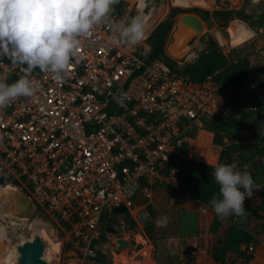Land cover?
<instances>
[{"label": "built area", "instance_id": "obj_1", "mask_svg": "<svg viewBox=\"0 0 264 264\" xmlns=\"http://www.w3.org/2000/svg\"><path fill=\"white\" fill-rule=\"evenodd\" d=\"M169 2L117 0L109 19L80 38L61 79L34 69L35 93L0 107L6 185L62 227L66 245L59 264H96L105 217L115 213L128 214L137 227L125 234L129 252L115 243L121 256L113 263L154 264L140 214L148 213L159 192L180 189L179 175L191 162L215 167L232 142H218L210 128L228 113L212 78L197 83L181 67L149 60L148 39L167 18ZM133 16L145 21L143 38L131 46L113 43V25ZM218 40L227 55V40ZM7 62L0 75L11 83L23 73ZM253 247L243 249L253 253Z\"/></svg>", "mask_w": 264, "mask_h": 264}, {"label": "rangeland", "instance_id": "obj_2", "mask_svg": "<svg viewBox=\"0 0 264 264\" xmlns=\"http://www.w3.org/2000/svg\"><path fill=\"white\" fill-rule=\"evenodd\" d=\"M230 1L231 4L227 9L240 11L241 15L246 20L245 21L235 17L226 26L217 23L218 25L224 27L229 33L230 31L237 32L241 29L239 37L240 39H234L232 42L230 39H228L229 37H226L215 27H213L210 31L206 30L205 28L204 32L198 35L197 33L190 35L183 32L178 34L180 31L179 27L177 26L179 19L183 15L190 12H183L177 15L175 19V25L168 38L166 47L167 55L176 61L177 67L183 68L186 63L194 61L195 56H198L201 50L205 47L206 40L214 39L219 45V35L224 38L225 42L226 40L228 42V47L226 48H228L227 55L230 59L237 55H241L244 49L240 48L239 50L234 51L233 45H235L242 38L250 37L253 34L252 30H256L260 27L264 28V0ZM169 3L174 7L171 8L170 5H167L165 11L168 13L170 8H180L184 9V11H189L193 8H200L209 12L221 10L214 5L212 0H170ZM237 20L248 22L250 29L247 26L240 24ZM215 30H218V32L221 33L217 35ZM176 38H184L187 40V52L181 58H176L171 54ZM221 40L223 41V39ZM248 46L252 47L253 42H249ZM263 51L264 48L260 50V53L255 52V55L252 56V60H254V66L260 67L264 65ZM246 82L247 92L251 95L244 97H233L227 92L221 96L222 106L228 109V113L225 114L226 117H229L230 119L241 120L243 113L251 111V107L254 102L262 100V96L258 95V92L262 90L264 77L255 73L254 71H251ZM258 121L260 120H253L252 124H249L246 129H242L239 132H236L234 129L232 130L235 135H238L239 144L248 146L254 141V134L257 130ZM230 143L231 142L229 141L228 144ZM240 170L251 172V170L245 166L240 168ZM253 189H264V183L261 185V188H257L255 187V184H253ZM158 194L159 195H157L154 205L150 207L148 213L143 211L140 214L144 230L151 239L155 248L154 264H214L212 263V254L218 250L219 245L232 226L239 225L245 229H255L258 233L261 232L264 226V217L260 216L262 212L258 210V206L261 204V202H263V200L262 198H258L253 194L252 196H246L245 198L244 208L246 213L243 216L230 215L224 218V226L216 235H213L209 232V227L214 218V213L208 206L195 200L183 189H169L159 192ZM258 211L260 213H258ZM31 212L27 216L9 215V218L5 217L6 214H1L0 248L4 251L6 256L12 254L13 251L17 249L23 241L32 239L36 231L43 230L50 238L49 240H45L44 236L42 235L43 240L47 244V255L49 258L48 263L59 264L61 251L66 245L65 232L62 230V227L56 225L46 213L42 211H35L34 209L32 214ZM160 217H166V222L161 225H157L156 220ZM112 218L114 221L110 226L119 229L121 234L114 235L108 233L109 235L104 237L103 241L99 245V264H114L113 260L116 258V255L121 256L120 253H116L118 251L116 250L117 246L115 243H117L119 246L117 248L120 250V252L122 251L127 253L130 250V248L126 246L121 247L118 241L119 238L128 240L127 237H125V234L128 229H132L130 219L123 214L113 215ZM255 237L258 242L252 244L255 247V251L252 253L254 257L253 260L255 259V254L256 257L258 255L257 249L260 245L259 236L255 235ZM187 245H194L199 249L191 263L186 262V258L183 254ZM19 257L20 254H14L17 264H19ZM225 264L246 263L240 260L237 256L231 255Z\"/></svg>", "mask_w": 264, "mask_h": 264}, {"label": "clouds", "instance_id": "obj_3", "mask_svg": "<svg viewBox=\"0 0 264 264\" xmlns=\"http://www.w3.org/2000/svg\"><path fill=\"white\" fill-rule=\"evenodd\" d=\"M117 0H0V64L5 59L12 68L19 66L22 75L8 83L0 75V107L18 97H31L38 82L31 77L34 69L49 72L61 79L72 58L97 24L109 19ZM145 21L141 16L130 17L112 27L118 35L113 43L135 45L144 35ZM264 136V120L257 122ZM219 185V197L209 202L220 218L246 213L244 201L253 193V177L238 168L236 162L219 163L211 172ZM166 217L156 220L157 225Z\"/></svg>", "mask_w": 264, "mask_h": 264}, {"label": "trees", "instance_id": "obj_4", "mask_svg": "<svg viewBox=\"0 0 264 264\" xmlns=\"http://www.w3.org/2000/svg\"><path fill=\"white\" fill-rule=\"evenodd\" d=\"M172 7L174 6L171 5ZM171 8L167 18L150 35L148 43L151 46L150 61L164 59L173 65V67H177L176 61L167 55L166 47L168 38L175 25V19L179 13H197L204 21L214 19L218 24L224 26L228 25L235 17L245 20L241 12L236 10H216L209 12L200 8H193L189 11H184V9L180 8ZM250 71L251 61L249 56H244L233 61L221 51L218 43L214 39L206 40V45L198 57L194 61L186 63L181 69L183 74L189 76L191 80L197 83H203L207 79L212 78L220 89V97L227 92L230 94L240 92L246 83ZM256 72L264 76V66L259 67ZM255 119L264 120V101L262 100L258 101L256 110L243 113L241 120L223 116L220 119L212 121L210 125V128L216 131V139L218 142L223 143L224 137L232 140L224 148L220 163L236 162L239 169L244 166L248 167L251 170L249 173L252 175L253 181L255 178L264 177V136H260L258 130H256L254 141L248 146H243L238 143L239 137L232 130L234 129L236 132H239L242 129H246ZM214 168L193 161L187 170L179 175L178 182L180 189L185 190L191 197L208 206L211 210L212 207L209 202L214 195L219 197V185L211 175ZM258 210L264 213V201L258 206ZM117 214L115 213V215ZM123 215L130 219L131 228L134 229L136 223L128 214ZM105 220H107V223L103 225L102 240L107 235V227L114 221L109 216L105 217ZM224 221V218H220L214 213L209 232L213 235L218 234L224 226ZM262 229H264V226ZM259 234L255 229H245L239 225L232 226L219 245L218 250L213 252V261L216 264H225L231 255H235L246 264H249L254 257L252 253H248L243 248H248L253 243H257L258 240L255 235L259 236ZM96 264H99V259Z\"/></svg>", "mask_w": 264, "mask_h": 264}, {"label": "water", "instance_id": "obj_5", "mask_svg": "<svg viewBox=\"0 0 264 264\" xmlns=\"http://www.w3.org/2000/svg\"><path fill=\"white\" fill-rule=\"evenodd\" d=\"M214 5L221 10H228V6L231 4L230 0H212ZM177 26L179 30L183 33L194 32L202 34L206 30L210 31L213 27L220 30L226 37H229V32L222 26L218 25L214 19L204 21L199 15L194 13H188L183 15ZM8 186L6 185V176L3 169L0 167V214L6 215H21L25 216L31 212V206L33 205L29 197L18 189L10 187L11 189L6 190ZM34 209V205H33ZM32 209V212H33ZM31 212V214H32ZM107 232L120 235V230L108 226ZM121 247L130 248V242L124 238L118 239ZM119 247V246H118ZM20 257L19 264H49L45 259V254L47 250V244L43 240L40 233H37L32 239L23 241L17 248ZM198 247L194 245H187L184 249V256L187 263H191L198 252Z\"/></svg>", "mask_w": 264, "mask_h": 264}, {"label": "crops", "instance_id": "obj_6", "mask_svg": "<svg viewBox=\"0 0 264 264\" xmlns=\"http://www.w3.org/2000/svg\"><path fill=\"white\" fill-rule=\"evenodd\" d=\"M237 21L240 24H243L244 26H247L250 29L248 22H245L243 20L242 21L237 20ZM241 27H243V26H241ZM240 32H241V29H240V31H237V32L230 31V33H229L230 36L228 39H230L231 42L234 41V39H240L239 38ZM252 32H253V34L250 37L242 38L235 45H233L234 51L239 50L240 48H243L244 51L242 52L241 55H237L235 57H232L231 60L236 61L237 59H239L241 57L249 56L250 61H251V71L252 72L254 71L255 73H257L256 71L259 67L254 66V60H252V56L255 55V52L260 53V50H262V48H264V28L260 27L256 30H252ZM261 34H263V35H261ZM249 42H253L252 47L248 46ZM234 51H233V53H234ZM251 71H250V73H251ZM250 73H249V75H250ZM249 75H248V77H249ZM261 76H263V75H261ZM248 77H247V79H248ZM231 95H233L235 97H240V96L244 97V96L251 95L250 93L247 92V82L245 83L244 87L242 88V90L240 92H238V93L233 92V93H231ZM258 95H261L262 100L264 101V84L262 86V90L258 92ZM263 166H264V158H263ZM263 183H264V177L255 178V183H254L255 187L261 188V185ZM252 194L258 198H262V200L264 201V189H253ZM157 195H159V194H157ZM258 213H260V212L258 211ZM260 216L264 217V213L262 212L260 214ZM259 239H260V245L257 249L258 255L256 257V254H255V259L252 260L249 264H264V257H262V256H264V229L261 230V232L259 234ZM212 263L216 264L213 260H212Z\"/></svg>", "mask_w": 264, "mask_h": 264}, {"label": "bare ground", "instance_id": "obj_7", "mask_svg": "<svg viewBox=\"0 0 264 264\" xmlns=\"http://www.w3.org/2000/svg\"><path fill=\"white\" fill-rule=\"evenodd\" d=\"M181 32L182 31H179L178 34H181ZM215 32H216L217 35L221 33V32L219 33L218 30H215ZM188 34L192 35V34H194V32H192V33L190 32ZM186 43H187L186 39H184V38H176V41H175V43H174V45L172 47V51H171L172 56H174L176 58H181L182 56H184L186 54V52H187ZM9 189H11V188L10 187L6 188V190H9ZM32 209H33V205L31 206V211H32ZM25 216H27V215H25ZM0 218H1V214H0ZM37 233H40L41 235H43L45 240H49L50 239L48 234L45 231H43V230L42 231H39V230L36 231L35 234L33 235V237ZM14 254H19L17 249H15L12 254H9V255L6 256L4 251L0 248V264H17V262H16V260L14 258ZM44 257L48 261L49 258H48V255H47V250H46V254H45Z\"/></svg>", "mask_w": 264, "mask_h": 264}]
</instances>
